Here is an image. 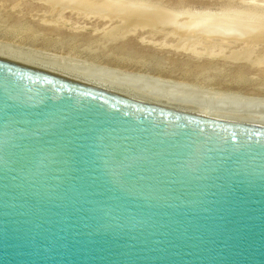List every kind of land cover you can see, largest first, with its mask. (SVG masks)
<instances>
[{
  "label": "water",
  "instance_id": "95a60500",
  "mask_svg": "<svg viewBox=\"0 0 264 264\" xmlns=\"http://www.w3.org/2000/svg\"><path fill=\"white\" fill-rule=\"evenodd\" d=\"M0 264H264V109L0 51Z\"/></svg>",
  "mask_w": 264,
  "mask_h": 264
},
{
  "label": "rangeland",
  "instance_id": "374dc122",
  "mask_svg": "<svg viewBox=\"0 0 264 264\" xmlns=\"http://www.w3.org/2000/svg\"><path fill=\"white\" fill-rule=\"evenodd\" d=\"M75 1L0 0V51L158 101L264 109V0H127L170 14L151 30L115 0Z\"/></svg>",
  "mask_w": 264,
  "mask_h": 264
},
{
  "label": "bare ground",
  "instance_id": "6f19581e",
  "mask_svg": "<svg viewBox=\"0 0 264 264\" xmlns=\"http://www.w3.org/2000/svg\"><path fill=\"white\" fill-rule=\"evenodd\" d=\"M78 1H79V2H83L84 0H78ZM89 1H92V0H89ZM126 1H127V0H115V2H116V4H115V8H112L111 11H112V12L115 11V13H116V11H117V12H118V11H121V12L124 11L123 13H125V9L127 10V7L125 8L126 5H124V3H125V4L128 3V4L131 5V4H133V2H134V1H133V2L131 3V1H128V2H126ZM76 2H77V0L75 1V3H76ZM70 4H74V3L70 2ZM134 4H135V3H134ZM137 4H138V3L136 2L135 5H137ZM141 4H142V3H140V5H141ZM146 4H148V3H145V4H144L145 6H144L143 4H142V5H143L144 7H146V6H147ZM149 6L152 7V10H153L152 12H150V11H151V10H150V11H149L150 13H149V12L146 13L145 11H143V10H144L143 7H142L143 9H142L141 7H139V9H140V8L142 9L141 12L143 11L142 13H143L144 15L140 12V10L138 11L137 8H136L134 11H132V10H131L132 8L129 7V9L131 10V12H130L129 14H127V15H126V13H128V12H126L125 15L121 14L120 16H124L125 18H127L126 16H128V15L131 16V13L135 12L136 10H137L138 12H140L141 16L138 17V16H139V13H138V15L133 13L134 15L137 16V17L135 16L136 18L133 17L134 15H132V18H131L130 16H128V18H131V19L128 20V18H127V20H128V21L126 22L127 26H126V24H125V27H127V29H128V27H129V28L132 27V30H133L134 28H136V29H138V30H139V29H140V30H142V29H143V30H145V29L148 30V27H149V29L151 30V25H152V24H153V26L155 27L156 24L160 25V22H166V23L169 22V19H170L169 16H170V14L166 13L167 11H166L165 13H164V11H163V13H162V12L160 13V12L155 11V9H158L160 6L157 7V5H155V6L157 7V8H155V9H153V7H155V6H152V4L149 5ZM59 7H60V6H59ZM131 7H132V6H131ZM133 7H136V6L133 5ZM63 8H64V7H63ZM129 9H128V10H129ZM133 9H134V8H133ZM150 9H151V8H150ZM162 9L165 10V8H162ZM113 10H114V11H113ZM128 10H127V11H128ZM147 10H149V9H147ZM147 10H146V11H147ZM137 11H136V12H137ZM154 11H155L156 13H154ZM161 11H162V10H161ZM168 11H171V10L168 9ZM115 13H114V14L112 13V15H111V13H110V16H113V17H112L113 19L116 18V17L114 18ZM118 13H119V12H118ZM145 13H146L147 16H145ZM169 13H170V12H169ZM105 14H106V13H105ZM101 15H102V14H101ZM106 15H108V13H107ZM116 15H117V13H116ZM116 15H115V16H116ZM235 15H236V14H235ZM103 16H104V15H103ZM117 16H119V14H118ZM120 16H119V19H121ZM220 16H227V14L224 13V14H222V15H220ZM227 17H229V16H227ZM230 17H231V16H230ZM238 17L241 18V20H249V19H251V16H249V15L238 16ZM106 18H108V17H106ZM117 18H118V17H117ZM109 19H110V18H109ZM122 19H123V18H122ZM111 20H112V19H111ZM115 20H116V19H115ZM123 20H124V19H123ZM154 22H155V23H154ZM263 23H264V22H263ZM129 25H130V26H129ZM158 25H157V26H158ZM227 25H228V24H227ZM153 26H152V27H153ZM157 26H156V27H157ZM263 26H264V25H263ZM158 27H159V26H158ZM158 27H157L156 30H158ZM124 29H125V28H124ZM128 30H129V29H128ZM134 30H135V29H134ZM168 30H169V29H168ZM154 31H155V30H154ZM249 31H250V30H249ZM254 31H255V30H254ZM129 32H130V31H128V33H129ZM125 33H126V30H125ZM126 34H127V33H126ZM242 34H243V32H242ZM262 35H263V34H262ZM193 37H194V36H193ZM204 37H205V36H204ZM212 37H213V36H212ZM246 37H247V36H246ZM188 38H190V37H188ZM243 38H244V37H243ZM183 39H184V38H183ZM210 39H211V38H210ZM245 39H246V38H245ZM207 40H208V39H207ZM213 40H214V39H213ZM227 40H228V39H227ZM256 40H257V39H256ZM262 40H263V39H262ZM222 41H223V40H222ZM228 41H229V40H228ZM232 41H233V40H232ZM256 42H257V41H256ZM256 42H254V43H256ZM258 44H259V43H258ZM250 46H251V45H250ZM236 53H237V52H236ZM236 53H234V54L237 56ZM243 54H244V52H243ZM246 54H247V53H246ZM233 56H234V55H233ZM233 56H231V57H233ZM238 56H239V55H238ZM238 56H237V58L240 57V56H239V57H238ZM244 56H245V55H244ZM247 57H248V56H247ZM234 58H235V57H234ZM237 58H235V59H237ZM241 58H243V57H242V54H241ZM110 86H111V85H110ZM133 93H134V92H133ZM135 94H136V93H135ZM155 99H156V98H155ZM176 100H177V99H176ZM184 104H185V103H184ZM182 105H183V104H182ZM211 106H212V105H211Z\"/></svg>",
  "mask_w": 264,
  "mask_h": 264
}]
</instances>
